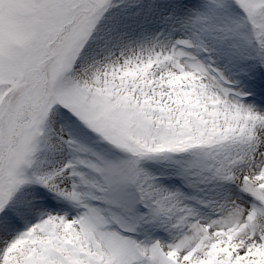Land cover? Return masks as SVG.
<instances>
[{"label":"snow or ice","instance_id":"obj_1","mask_svg":"<svg viewBox=\"0 0 264 264\" xmlns=\"http://www.w3.org/2000/svg\"><path fill=\"white\" fill-rule=\"evenodd\" d=\"M0 264H264V0H0Z\"/></svg>","mask_w":264,"mask_h":264}]
</instances>
